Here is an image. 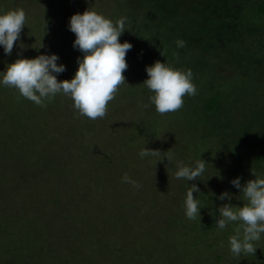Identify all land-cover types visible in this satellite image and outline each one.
<instances>
[{
    "label": "rangeland",
    "instance_id": "1",
    "mask_svg": "<svg viewBox=\"0 0 264 264\" xmlns=\"http://www.w3.org/2000/svg\"><path fill=\"white\" fill-rule=\"evenodd\" d=\"M119 2L0 0V13H26L12 54L0 47V71L21 56L55 53L57 63L66 66L57 79H72L82 53L73 48L70 17L91 7L115 22L121 17L114 12ZM121 37L129 41L127 30ZM21 41L26 48L17 46ZM260 41L264 51V38ZM139 44L133 43L126 54V83L108 102L102 119L79 115L72 99L61 94L45 107L30 100L22 106L17 100L24 97L17 89L0 86V264H264V234L256 242L255 255L234 256L228 238L239 222L224 230L214 225V233L202 226L215 208L247 202L231 184L233 179L240 177L243 185L255 179L253 171L264 177L260 143L246 153V141L222 142L226 132L220 127H227L228 120L208 117L201 108L200 90L208 94L225 87V96L245 94L231 89L240 78L231 58L208 53L203 66L192 70L196 95H185L179 110L161 115L149 103L153 93L142 83L148 78L146 66L166 58ZM171 66L187 70L179 59ZM245 102L262 111L256 100ZM237 105L244 112V105ZM13 113L18 114L11 118ZM142 129L146 131L140 133ZM145 146L161 153L170 149L186 165L203 159L206 171L193 181L176 179V166L167 158L138 155ZM236 146H241L237 154ZM125 173L140 186L122 182ZM193 183L201 193L194 192V198L199 196L203 208L201 216L189 220L183 205ZM224 191L232 194L231 200L217 199Z\"/></svg>",
    "mask_w": 264,
    "mask_h": 264
},
{
    "label": "clouds",
    "instance_id": "2",
    "mask_svg": "<svg viewBox=\"0 0 264 264\" xmlns=\"http://www.w3.org/2000/svg\"><path fill=\"white\" fill-rule=\"evenodd\" d=\"M125 20L126 17L113 22L91 7L83 13L72 15L68 28L75 34L73 48L82 53L81 57H77L78 69L72 79H57V75L66 70L64 64L57 63L60 59L57 54H40L35 58L21 56L7 64L6 70L0 71V86L17 89L21 96L41 107L46 106V101L61 94L72 99L73 107L79 115L92 120L102 119L106 115L108 102L114 99L119 86L126 83L123 73L128 64L125 57L133 45L127 41L121 43L119 40L126 30ZM25 25L26 13L23 9L0 13V47L6 55L12 54L14 44L20 38ZM17 46L20 49L27 47L22 41ZM176 46L183 48L185 42L178 39ZM161 54L163 55L162 52ZM146 73L148 78L142 84L153 93L148 97L149 103L154 104L156 112L161 115L176 112L183 106L185 95L195 96L197 93L191 69L174 68L167 62L157 60L146 66ZM157 154L163 156L161 161L167 158L170 164H175L176 179L193 181L206 171L205 160L186 165L175 159L170 149L161 153L145 146L138 153L141 158ZM253 173L255 179L248 180L243 185L240 177L231 181L247 201L242 207H234L231 203L218 207V230H224L233 222H239L235 234L228 238L229 250L234 256L255 255L258 248L256 242L264 234V177L258 176L254 171ZM121 179L134 187L140 186L127 173ZM194 192L200 193L195 183L188 188L183 205L184 214L189 220L201 216L200 210L203 208L199 196L194 198ZM225 198L231 200L232 194L224 191L217 196L221 201Z\"/></svg>",
    "mask_w": 264,
    "mask_h": 264
},
{
    "label": "trees",
    "instance_id": "3",
    "mask_svg": "<svg viewBox=\"0 0 264 264\" xmlns=\"http://www.w3.org/2000/svg\"><path fill=\"white\" fill-rule=\"evenodd\" d=\"M117 6L114 12L121 15L119 18H124V12L129 14L125 20L129 41L122 38V34L120 42L145 44L153 54L162 55V52L169 65L179 59L182 68L198 71L208 53L222 52L231 58L232 69L240 75L231 89L233 93L245 91V94L240 98L236 94L225 96V87L222 92L216 88L208 94L200 90L198 94L204 99L201 108L208 117L228 120V130L220 127L226 132L221 141L229 140L238 145L246 141V153L255 149L257 141L264 152V88L258 90L259 84L264 82V51L259 49L260 40L264 38V0H120ZM254 37L258 42L251 41ZM178 39L185 42L183 48L176 46ZM239 80L242 88H238ZM221 88L219 84L218 89ZM27 100H17V103L24 106ZM248 100H256L262 111L249 107L245 102ZM240 103L244 105V112L237 105ZM17 114L13 113L11 118ZM24 114H19L20 118H25ZM145 131L142 129L140 133ZM234 149L236 154L241 152V146ZM261 160L264 161V153ZM215 209L212 218L202 225L211 233L219 218L218 208Z\"/></svg>",
    "mask_w": 264,
    "mask_h": 264
}]
</instances>
